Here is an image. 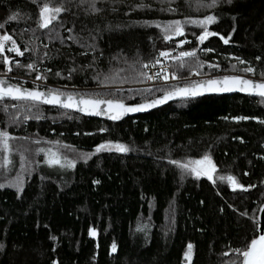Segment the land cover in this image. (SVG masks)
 <instances>
[{"label":"trees","instance_id":"16d2710c","mask_svg":"<svg viewBox=\"0 0 264 264\" xmlns=\"http://www.w3.org/2000/svg\"><path fill=\"white\" fill-rule=\"evenodd\" d=\"M45 3L66 10L41 28ZM211 3L0 0V38H12L3 42L0 74L24 85L129 103L211 75L264 78V0ZM209 15L215 22L208 30L217 35L200 43L203 28L188 21ZM177 20L184 35L166 40V26ZM13 41L23 55L8 51ZM185 51L196 55L180 57ZM162 58L181 80L139 85L146 81V63ZM249 67L255 71L245 72ZM193 73L200 78L190 79ZM38 76L49 84L21 78ZM262 121L264 97L241 93L180 98L117 122L0 99V132L8 134L19 161L2 172L0 137V264H240L234 249L257 237L264 202ZM109 141L129 150L96 151ZM44 147L61 148L74 166L56 175L38 168ZM205 155L211 168L202 173L211 180L172 163ZM228 176L243 188L234 189ZM189 244L190 261L184 255Z\"/></svg>","mask_w":264,"mask_h":264},{"label":"snow or ice","instance_id":"6c2138e0","mask_svg":"<svg viewBox=\"0 0 264 264\" xmlns=\"http://www.w3.org/2000/svg\"><path fill=\"white\" fill-rule=\"evenodd\" d=\"M217 0H212V3L208 5L209 7L215 6ZM94 6V5H93ZM62 6L60 7H50L48 3L43 4V6L40 9V27L41 28H48L49 25L52 23L53 20L57 19V15L61 13L62 11H65ZM174 11V10H173ZM11 19H16L15 16H12ZM215 22L214 16H207L203 20L198 21H188V23H196L199 26L203 28V32L197 37L200 43H203L204 40L211 35H217L215 32H210L208 30V25ZM3 25H0L2 27ZM166 33H170L169 35L165 36L166 40H171L173 36H183V26L181 21H173L168 26H166L165 29ZM224 43H228V39H225L223 36L220 37ZM11 36L5 35L2 38H0V52L4 51V43L6 41L11 40ZM186 40H181L179 42L180 45L187 43ZM8 51H15L18 55H23L22 52L18 48L15 47V42L13 41V47L8 49ZM168 55V53L162 52L161 56ZM195 51L191 52H181L180 57H189V56H195ZM159 61H157L158 63ZM5 63H8L7 58H5ZM243 63V61H241ZM29 68H32L33 65L29 64ZM147 67V65H145ZM11 71V68L8 69ZM245 72H254L255 69L249 67L244 69ZM151 77H149L150 79ZM37 79H41V77H37ZM4 81H0V85H3ZM220 85L218 88H214L211 86ZM208 90L209 91H234V90H240V91H249L251 89L255 94H258L262 97H264V83H254L251 80L247 79H241L239 77H225L223 81H216V80H209L207 82ZM236 85H240L239 88L235 87ZM247 86V87H245ZM258 90V91H257ZM180 94L184 96H196L200 95L202 93L194 91L189 88H180L177 89L175 92L167 93L162 99L155 100L151 103L149 106H156L157 104L164 103L167 101V99L171 98L175 94ZM63 95L62 93H58L55 90H49L47 94L39 91H28V90H21L19 87L10 86L7 88H0V99H3L4 97H11L12 99H30L33 101H42L43 103H50V104H61L63 107L71 108L74 107V104L71 103V101L74 100V97L68 96L67 102L61 101L60 96ZM81 105L91 106L93 109H99L100 105L106 104L109 109L116 108L120 109L122 113L127 112H135V111H143L145 110V105H137L135 107H128L125 106L123 103L113 100H101V99H85L81 97L78 101ZM82 111H86L87 109H80ZM90 114H100L99 111H93ZM110 118L112 119H118L120 118L119 115H113ZM235 119H247V117H238ZM264 122V121H262ZM0 137L3 138V146L5 149L8 148V134L6 132H0ZM102 150H116L120 152H126L129 149L122 144H102L97 147L96 151H102ZM205 162L208 164H211L210 157L205 155L202 160H195V161H188L186 163H180L178 161H172V163L177 164L179 167L186 171H191L199 177L201 174H206L208 176V179H213V176L210 173H202V170L200 168L201 165H203ZM5 163H8L7 159L5 160ZM47 163L50 165L52 164H60V160L56 158L53 154L52 158H50ZM69 166H74L69 164ZM212 171H215V165H212ZM220 179H225L224 177H220ZM235 188H243V185H240L236 178L233 176H228L226 178ZM2 187V185H0ZM247 190V189H243ZM91 235H95V232L93 231ZM193 246L191 244L187 245V251L185 252V259L189 260L191 259ZM113 251H115V245H113ZM234 251L238 254V257H240V264H264V235H260L258 238H254L250 241L248 245H246L243 249H234ZM227 254V253H226ZM232 264H236L235 261L232 262Z\"/></svg>","mask_w":264,"mask_h":264},{"label":"water","instance_id":"95a60500","mask_svg":"<svg viewBox=\"0 0 264 264\" xmlns=\"http://www.w3.org/2000/svg\"><path fill=\"white\" fill-rule=\"evenodd\" d=\"M5 58H7L8 63L12 60V56H9L5 53ZM12 77H14V75L12 74H0V81H4L3 85H0V88H7L10 86H14V87H19L21 88V90H28V91H39V92H43L45 94H47L49 92V89L43 88V87H34V86H29V85H24L22 83H19L17 81H15ZM225 77H239L241 79H247V80H251L254 83H264V78H260L257 77L255 75H251L248 73H242V72H229V73H222V74H218V75H211L207 78L201 79V80H197L195 82L192 83H187V84H183L180 85L176 88H173L171 90H168L164 93H161L155 97H152L150 99H146L143 101H138V102H126L124 100L121 99H117V98H112V97H105V96H99V95H90V94H83V93H77V92H59L56 91L58 93H62L63 95L60 96L61 101L67 102V97L68 96H72L74 97V100L71 101V103L74 104V107L71 108H66L63 107L61 104H50V103H45L48 105H52V106H56L59 108H65V109H69V110H73L75 112L84 114L86 116H90V117H97V118H102V119H107V120H112V121H121L126 117L129 116H135L138 114H142V113H147L150 112L156 108H159L161 106L166 105L167 103L174 101L176 99H180V98H198V97H202L204 95H218V94H234V93H241V94H247V95H255V96H260L258 94H255V92H253L251 89H249V91H240V90H234V91H219V90H215V91H209L208 90V85L207 82L209 80H216V81H223V79ZM214 88H218L220 87V85H215V86H211ZM235 87L239 88L240 85H236ZM247 87V86H245ZM180 88H189L192 89L194 91L200 92L202 94L200 95H196V96H184V95H180V94H175L173 95L171 98L167 99L166 102L164 103H160L157 104L156 106H149L151 105V103L155 100H159L162 99L167 93L170 92H175L177 89ZM258 91V90H257ZM83 97L85 99H101V100H113V101H118L123 103L125 106L128 107H135L137 105H145L146 108L143 111H135V112H127V113H122L120 109H116V108H111L109 109L108 106L106 104H102L100 105L99 109H93L91 106H86V105H81L78 103L79 99ZM262 97V96H261ZM30 100V99H27ZM33 101V100H32ZM37 102H41L42 101H37ZM87 109L86 111H82L80 109ZM93 111H99L100 114H90ZM113 115H119L120 118L118 119H112L110 118ZM258 220H259V232L256 238H258L260 235H264V202L260 205L259 208V214H258Z\"/></svg>","mask_w":264,"mask_h":264},{"label":"rangeland","instance_id":"374dc122","mask_svg":"<svg viewBox=\"0 0 264 264\" xmlns=\"http://www.w3.org/2000/svg\"><path fill=\"white\" fill-rule=\"evenodd\" d=\"M251 75H254L252 73H249ZM200 77V76H199ZM24 80L30 79L33 82H35L36 84H49L46 81H42L39 79H31L29 77H21ZM177 83V82H175ZM174 84V83H173ZM64 88H69V89H74L73 87H64ZM102 144H122L120 142H113V141H109V142H104ZM100 144V145H102ZM6 153L4 155V161L2 164V172H10V170L15 169L18 165V159H13V156L16 155V151L13 149V147H11L10 143L8 142V148L5 149ZM43 155L44 158L42 159V161L39 163L38 168H41L43 171L47 172L48 174H66L69 172V170L71 169V166H69V164H73V159H71L70 157H68L65 154V151H62L61 148L58 147H44L43 149ZM58 158L60 160V164H52L50 165L49 163H47V161L52 158V156ZM16 157V156H14ZM7 159L8 163H5V160ZM29 167V165H27ZM202 171H207L208 169L211 168V165H209L208 163L203 164L200 166ZM233 186V185H232Z\"/></svg>","mask_w":264,"mask_h":264},{"label":"built area","instance_id":"2783aa9c","mask_svg":"<svg viewBox=\"0 0 264 264\" xmlns=\"http://www.w3.org/2000/svg\"><path fill=\"white\" fill-rule=\"evenodd\" d=\"M157 61H159L157 63ZM145 67L146 81L139 84L142 86H158L164 84H173L181 79L174 76V70L167 58L146 63ZM149 77H151L149 79ZM199 75L193 73L190 79H198Z\"/></svg>","mask_w":264,"mask_h":264}]
</instances>
